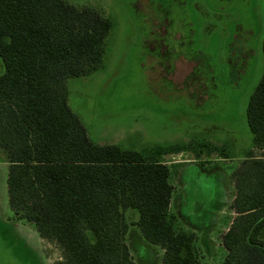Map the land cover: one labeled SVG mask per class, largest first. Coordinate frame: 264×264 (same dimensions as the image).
Returning a JSON list of instances; mask_svg holds the SVG:
<instances>
[{
    "label": "rangeland",
    "instance_id": "1",
    "mask_svg": "<svg viewBox=\"0 0 264 264\" xmlns=\"http://www.w3.org/2000/svg\"><path fill=\"white\" fill-rule=\"evenodd\" d=\"M66 1L113 24L104 67L68 83L71 110L96 144L148 157L158 148L179 151L164 157L175 188L171 211L197 236L202 263L224 264L235 177L252 146L247 106L264 72V0ZM8 172L0 151V264L63 261L57 245L15 218ZM125 216L133 260L160 264L161 248L132 225L139 211Z\"/></svg>",
    "mask_w": 264,
    "mask_h": 264
},
{
    "label": "trees",
    "instance_id": "2",
    "mask_svg": "<svg viewBox=\"0 0 264 264\" xmlns=\"http://www.w3.org/2000/svg\"><path fill=\"white\" fill-rule=\"evenodd\" d=\"M112 26L66 0H0V151L10 208L58 246L63 261L55 264H137L126 242L129 209L140 214L132 225L164 251L162 264H203L197 236L171 211L175 188L163 157L179 151L148 157L96 144L69 106V81L104 67ZM247 123L252 146L235 177L224 264H264V72Z\"/></svg>",
    "mask_w": 264,
    "mask_h": 264
},
{
    "label": "crops",
    "instance_id": "3",
    "mask_svg": "<svg viewBox=\"0 0 264 264\" xmlns=\"http://www.w3.org/2000/svg\"><path fill=\"white\" fill-rule=\"evenodd\" d=\"M164 157H165V156H164ZM164 157H163V158H164ZM169 166H170V165H169ZM228 229H229V228H228ZM187 230H188V229H187ZM227 231H228V230H227ZM227 231H226V232H227ZM161 250H162V249H161ZM162 253H163V256H164V251H163V250H162ZM136 263H137V262H136ZM160 264H162V262H161Z\"/></svg>",
    "mask_w": 264,
    "mask_h": 264
}]
</instances>
